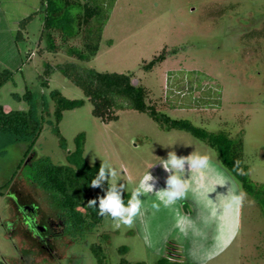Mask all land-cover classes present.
<instances>
[{"label":"rangeland","instance_id":"374dc122","mask_svg":"<svg viewBox=\"0 0 264 264\" xmlns=\"http://www.w3.org/2000/svg\"><path fill=\"white\" fill-rule=\"evenodd\" d=\"M41 8V0H0V71H13L0 87V105L6 110H27V90L37 94L39 103L43 94L49 97L55 89L70 99H84L82 106L65 110L59 123L68 150L75 149V138L84 133L85 160L91 165L107 161L116 169V181L125 186L124 192L132 193L150 175L149 183L154 185L153 191L140 197L141 210L131 227H117L119 218L114 221L106 215L87 235V242H102L108 264H120L123 257L132 264H156L162 257L187 264H264V209L215 148L188 131L164 130L147 112L132 108L119 109L116 119L104 121L93 114V103L83 90L60 70L45 76L47 64L78 61L68 53V46L81 47L82 42L75 38L58 52L47 50L41 39ZM29 15L34 17L22 28L21 21ZM19 29L23 34L18 39ZM164 50L161 62L145 67ZM82 64L132 74L135 84L148 89V103L172 118L188 119L207 131L241 136L248 177L264 186V0H116L98 53ZM50 104L52 114L55 106L53 101ZM47 118L54 119L53 115ZM26 148L27 143L18 142L0 153V260L6 264H95L83 240L75 242L70 237L73 244L65 247L63 242L69 241L63 239L61 251H52L49 241L57 240V234L44 222L48 205L40 201L42 210H38L36 203H23L16 195L21 190L27 200L39 202L22 177L27 175ZM33 151L50 156L55 163L66 161L54 124L48 121ZM169 152L177 157L193 152L207 155L210 170L206 186L196 191V170L185 165L184 178L192 190L166 207L160 203V190L166 188L169 174L162 163ZM12 178L13 184L4 186ZM100 183L105 190L108 182ZM234 191L245 193V198L227 208ZM12 198L20 207L17 213ZM154 202L160 203L159 211L152 208ZM24 216L35 237L43 233L44 252L27 237L21 224ZM124 246L127 251L122 254L119 249Z\"/></svg>","mask_w":264,"mask_h":264},{"label":"trees","instance_id":"16d2710c","mask_svg":"<svg viewBox=\"0 0 264 264\" xmlns=\"http://www.w3.org/2000/svg\"><path fill=\"white\" fill-rule=\"evenodd\" d=\"M115 1L41 0L42 8L38 12L42 20L41 39L46 41V49L51 52H58L75 38H80L82 42L81 47L68 46V53L78 61H66L56 66L47 64L45 76H50L52 71L56 69L60 70L69 80L83 90L85 96L93 103V114L104 121L116 119L119 109L132 108L147 112L164 130L179 129L190 132L219 152L226 166L241 180L244 190L251 194L264 209V186L252 183L248 177L249 167L243 161V140L241 136L238 138L231 137L224 130L207 131L193 125L188 119L172 118L158 110L157 105L148 103V89L145 86L135 84L132 80V74L98 71L82 64L84 61L91 60L98 53L103 30L109 20ZM33 17L34 15H29L24 18L21 21L22 28H25L28 21ZM22 34L21 29H19L17 38L19 39ZM164 52L165 50L154 57L145 67L151 69L161 62L165 58ZM12 76V70L2 69L0 71V87ZM44 83H48L46 78ZM25 98L29 102L27 110H6L0 105V153L5 152L6 147L10 144L27 143L25 152L27 175L22 177L36 193V195H31L32 198L38 199L39 202L27 200L21 190H17L15 193L24 201L23 203H36L38 210H42L40 201L48 205L44 217L45 221H43L48 226L51 224L59 226V230L55 229L54 231L52 228H48L53 234H57V240L49 241V245H51L52 251L54 249L61 251L64 245L65 247L71 245L72 240L87 242V235L101 224L104 216L98 215L99 200L97 199V208L88 207L87 204L91 199L104 196L111 183L106 184L105 190L91 186V181L97 176L101 163L91 165L85 160L84 133H80L75 138V149L68 150L67 141L59 128L63 112L82 106L85 102L84 99H70L58 89L52 90L49 97L43 94L40 103L37 94L31 90H27ZM51 101L54 102L55 106L52 114L50 113ZM51 115L54 119L47 118ZM46 121L54 124V132L59 137L60 146L66 151V161L63 163H55L50 156L39 155L35 151L30 153ZM236 161L240 162L239 165L236 164ZM241 169L243 174H241ZM22 177L18 178L21 179ZM13 181L12 178L4 186L9 188ZM130 198L131 193L123 192L124 206L128 205ZM12 207L15 208L16 213L20 211V207L13 198ZM20 215L23 217L22 213ZM25 219L24 216V221L21 223L24 224L29 233V236L26 234L25 236L33 240L43 251L44 242L34 236L33 230L28 227ZM21 224L17 228L20 233ZM105 238L107 239V236ZM63 239H67L69 242H63L64 245H61ZM107 241L109 240L107 239ZM88 244L96 259L95 264H108L107 253L102 242H90ZM119 250L124 254L127 247H121ZM0 264L6 263L0 260ZM120 264L132 263L123 257ZM136 264H146V262L142 261ZM156 264L187 263L162 257Z\"/></svg>","mask_w":264,"mask_h":264},{"label":"clouds","instance_id":"9594fccd","mask_svg":"<svg viewBox=\"0 0 264 264\" xmlns=\"http://www.w3.org/2000/svg\"><path fill=\"white\" fill-rule=\"evenodd\" d=\"M162 163L164 170L169 174L166 178V188L160 190L163 192V198L160 203L164 206H169L177 201L183 200L187 197V194L192 190V184L189 179H185V165H188L189 169L196 170V191H201L206 186L208 174L210 170V161L207 155H201L199 153H192L186 157H177L175 152H169L167 160H163ZM239 161L236 164L239 165ZM241 174L243 170L241 169ZM117 171L114 167L110 166L107 161H102L99 172L95 179L91 181L92 187H101V180L104 182L109 181L112 183L108 186L104 196L97 197L88 201V207H96L97 199L99 200L98 215H109L114 221L119 218L117 227L121 224L131 227L133 225L134 218L140 213L142 200L141 196L145 191H153L154 185L149 183L152 180L145 178L141 181L140 185L132 190L131 198L128 200V207L123 205V192L125 191L124 185H118L116 181ZM102 188V187H101ZM245 193L240 192L232 193L231 198L225 204V207L230 208L233 204H241L245 198ZM160 203L154 202L152 208L156 211L160 210Z\"/></svg>","mask_w":264,"mask_h":264},{"label":"flooded vegetation","instance_id":"af4514ba","mask_svg":"<svg viewBox=\"0 0 264 264\" xmlns=\"http://www.w3.org/2000/svg\"><path fill=\"white\" fill-rule=\"evenodd\" d=\"M26 221H27V218L25 219ZM28 225V224H27ZM29 226V225H28ZM48 227H50V228H52L53 229V231L56 229V224H51V225H49ZM43 235V233H40V232H38V236H42ZM40 237H36L38 240H41V238Z\"/></svg>","mask_w":264,"mask_h":264}]
</instances>
